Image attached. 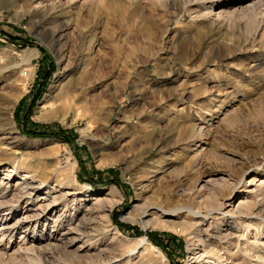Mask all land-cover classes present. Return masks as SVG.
I'll use <instances>...</instances> for the list:
<instances>
[{
  "label": "rangeland",
  "instance_id": "rangeland-1",
  "mask_svg": "<svg viewBox=\"0 0 264 264\" xmlns=\"http://www.w3.org/2000/svg\"><path fill=\"white\" fill-rule=\"evenodd\" d=\"M12 1L0 17V224L13 230L0 228V264H122L141 237L157 250L133 263L203 264L188 237L196 228L218 255L264 264L260 0L0 4ZM26 182L33 202L16 195ZM214 190L231 194L216 201L226 220L181 217L187 227L173 232L123 219L162 193L178 205L198 197L202 217Z\"/></svg>",
  "mask_w": 264,
  "mask_h": 264
},
{
  "label": "bare ground",
  "instance_id": "bare-ground-1",
  "mask_svg": "<svg viewBox=\"0 0 264 264\" xmlns=\"http://www.w3.org/2000/svg\"><path fill=\"white\" fill-rule=\"evenodd\" d=\"M259 4L264 6V0H260ZM13 5H14L13 1H12V3L8 4L7 7L6 6L4 7L2 4H0V17H2L4 10H6V8H8V6L12 7ZM52 49L53 50L55 49V44L52 45ZM55 51H56V54L58 55V57H61V53L59 52V49L58 50L56 49ZM23 53H24L25 59H27V61L29 59H31L32 57H35L37 55V52L32 51V50L25 51ZM26 63H28V62H26ZM25 72H27V71H25ZM23 73H24V71L22 72V77H23ZM29 77H30L29 72H27V76L25 77V79L29 78ZM58 86H59V81L57 80L50 87L48 94L46 96L48 97L51 94V91L55 90ZM21 91H22V93H26V91H27L26 87H22ZM50 105L52 106V104H50ZM190 132H191V130H190ZM195 133H196V130L193 129L192 132L190 133V135H191L190 139L191 140L196 136ZM242 181H243V178H242V175H240L239 180H237V182H236V185L241 184ZM252 181H254V179ZM42 183H40V185ZM29 186H30V183H28V182L21 183L19 185V187H23L22 189H24V191L26 189H28ZM102 191L103 190H97V191H95V193L98 194V193H101ZM16 195H18V198H20L23 195H28L27 201L33 202V200H31V198H30L31 194L27 193V190L25 193L20 191ZM162 195H163L162 196L163 198H161L160 202H154L152 204L145 205L144 209H141L142 207L140 208L139 206H134L133 211H132L133 213L132 212L130 214L128 213L129 215H127L126 217H123V219H126L127 221L132 222V223H136V224L138 223L144 227L148 226L150 228L153 227L154 229L156 228V229H160L163 231L181 232L183 230L180 227L181 226L187 227V225L185 224L186 222L179 224V225H177L174 222L181 217L187 221H193L194 220L198 223L200 222L202 225L205 222V219L207 217L210 216V218H211L214 216V214H212L213 211L215 213L220 212V214L219 213H217V214L222 216V220L223 219L226 220L230 216L229 214L222 212V205H219L216 201L218 198L220 200H224L225 198H229V196L231 194H225L224 195L223 193L214 190L213 193H211V195H210L211 200L214 202V204L211 206V212L204 214L202 217H200L201 214L199 213V211H201V210H199L200 207L196 203V199L198 197H194V198L192 197L189 201L188 200H186V201L182 200L181 204L178 205V204H175V202H173L174 200H172L171 196L164 194V193H162ZM236 196H239V195H235L233 197V199ZM38 198H39V196H37L35 198V200H37ZM56 200L57 199L54 196L52 198V201H56ZM108 205H109V208L112 209L111 207L113 205V201L109 202ZM149 208H152L155 210L151 213ZM249 211H250V208H248L247 206L241 205L238 208L237 213L240 215L243 212L249 213ZM135 212H136V214L138 213V216H136L134 214ZM149 212H150V214H148ZM149 216L152 217V220H150V221L145 220ZM213 218L215 219V216ZM1 222L2 223L0 224V228L4 230L3 231L4 235H5V233L10 235L12 230H13V226L10 225V223L7 221H1ZM244 224L245 223H242V222H241V224H238L239 228H241V230L243 232L248 231V227L245 226ZM199 227H201V226H199ZM118 234H119V236H122L119 232H118ZM188 237H189V240H191V244L193 246L197 247L196 250L202 248L201 249L202 254L200 255V258H201V262L203 260L205 261L203 264H223V263L224 264H236V262H235L237 260L236 258L238 256H241L239 254L240 252H242L241 250H237L234 254H231V255H228L227 254L228 252L227 253L225 252V254H227L228 257H226L225 254L220 256L217 253H215V251L212 249V247H210V245L206 244L205 239H204V235H203V231L200 228H196L193 232L188 233ZM124 238H126V237H124ZM127 246H129V247L126 248V250L124 251V254L122 255V257H124V256L127 257V261L125 263H122V261H120L122 264H144L143 262H141L142 259H140V258H139L140 261L138 263H133V259L135 260L136 256L139 254L138 251L140 249H143V250H147V249L151 250L152 249V250H155V252H156V250H157L151 243H149V241L145 237L134 239V240L130 241L129 245H127ZM259 254H260V252H259V248H258V249H256L255 257H254V258H256V260L258 262L260 261ZM158 256H160V258H162V259H165L164 256L160 253V251L158 252ZM122 257H119V258H122ZM131 258H133V259H131ZM115 259H117V257H114V256L111 259H107V258L100 259L99 258L97 260L90 261L89 264H110L111 261H114ZM115 262H117V261H115ZM13 264H16V263H13Z\"/></svg>",
  "mask_w": 264,
  "mask_h": 264
},
{
  "label": "built area",
  "instance_id": "built-area-1",
  "mask_svg": "<svg viewBox=\"0 0 264 264\" xmlns=\"http://www.w3.org/2000/svg\"><path fill=\"white\" fill-rule=\"evenodd\" d=\"M26 76H27V72L24 71V73H23V78H25ZM35 78H36V75L34 74V75H33V78H32V81H34Z\"/></svg>",
  "mask_w": 264,
  "mask_h": 264
},
{
  "label": "trees",
  "instance_id": "trees-1",
  "mask_svg": "<svg viewBox=\"0 0 264 264\" xmlns=\"http://www.w3.org/2000/svg\"><path fill=\"white\" fill-rule=\"evenodd\" d=\"M32 136H34V137H39V136H42V135L33 134Z\"/></svg>",
  "mask_w": 264,
  "mask_h": 264
}]
</instances>
